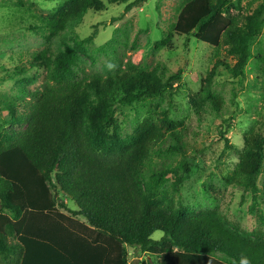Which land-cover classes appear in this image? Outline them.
I'll list each match as a JSON object with an SVG mask.
<instances>
[{"label":"trees","instance_id":"16d2710c","mask_svg":"<svg viewBox=\"0 0 264 264\" xmlns=\"http://www.w3.org/2000/svg\"><path fill=\"white\" fill-rule=\"evenodd\" d=\"M145 2L64 0L43 25L58 34L106 4H126L130 11ZM239 4L186 0L159 42L166 45L173 33L193 35L213 48L224 46L235 58L231 67L217 61L207 74L190 99L197 111L214 102L211 81L219 66L241 79L252 57L264 3L251 14H231ZM92 36L41 52L30 63L44 67L41 89L29 92L10 133L0 128V264H130L128 247L145 255L140 264H264V230H239L216 209H192L169 197L168 187L178 194L192 167L166 112L158 118L148 111L125 138L115 131L117 105L161 100L182 69L167 74L163 65L127 63L106 75L79 76L78 53L87 55ZM167 138L165 151L179 160L147 177L151 148ZM223 180L249 194L251 209L264 201L262 123L248 127L237 163ZM157 231L161 236L152 238Z\"/></svg>","mask_w":264,"mask_h":264},{"label":"rangeland","instance_id":"374dc122","mask_svg":"<svg viewBox=\"0 0 264 264\" xmlns=\"http://www.w3.org/2000/svg\"><path fill=\"white\" fill-rule=\"evenodd\" d=\"M63 1L0 0V128L10 133L16 127L11 119L23 112L22 103L29 100V92L41 89L44 67L32 68L30 63L41 52L54 51L63 41L71 45L77 36L93 35L87 55L78 53L79 76L106 75L126 68L127 63L146 68L163 65L167 74L181 68L178 83L161 100L117 105L116 133L125 138L148 111L158 118L166 112L175 121V133L183 142L192 167L178 194L168 187L169 197L192 209H216L239 230H264V201L258 200L251 209L249 194L231 188L223 180L237 163L248 127L262 123L264 132V21L250 43L252 57L244 68V76L233 79L219 66L211 81L214 102L206 101L197 111L190 99L215 63L221 61L231 67L236 60L226 54L224 46L213 48L198 42L193 35L173 33L166 45H159L186 0H146L130 11H125L126 4H106L98 12L82 15L81 23L74 29L52 34L43 22L52 18ZM261 3L264 0H240L239 9L230 12L251 14ZM168 144L167 138L151 148L144 167L147 177L179 160V154L165 151ZM1 212L8 213L4 209ZM160 236L157 231L151 237ZM132 253L128 257L130 264H140L146 258L144 254Z\"/></svg>","mask_w":264,"mask_h":264},{"label":"clouds","instance_id":"9594fccd","mask_svg":"<svg viewBox=\"0 0 264 264\" xmlns=\"http://www.w3.org/2000/svg\"><path fill=\"white\" fill-rule=\"evenodd\" d=\"M241 264H248L247 259H243V260L241 261Z\"/></svg>","mask_w":264,"mask_h":264},{"label":"water","instance_id":"95a60500","mask_svg":"<svg viewBox=\"0 0 264 264\" xmlns=\"http://www.w3.org/2000/svg\"><path fill=\"white\" fill-rule=\"evenodd\" d=\"M131 251H132V248L131 247H128V257L130 256Z\"/></svg>","mask_w":264,"mask_h":264}]
</instances>
